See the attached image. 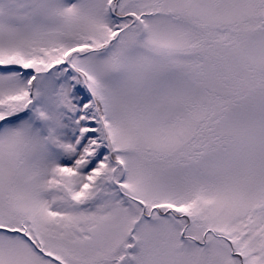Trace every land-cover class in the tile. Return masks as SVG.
Listing matches in <instances>:
<instances>
[{"label":"snow or ice","instance_id":"6c2138e0","mask_svg":"<svg viewBox=\"0 0 264 264\" xmlns=\"http://www.w3.org/2000/svg\"><path fill=\"white\" fill-rule=\"evenodd\" d=\"M0 264H264V0H0Z\"/></svg>","mask_w":264,"mask_h":264}]
</instances>
